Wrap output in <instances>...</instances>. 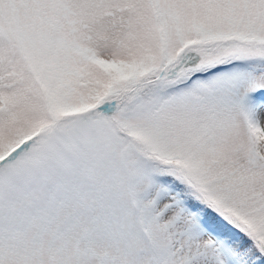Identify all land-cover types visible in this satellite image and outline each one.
<instances>
[{
	"label": "snow or ice",
	"instance_id": "6c2138e0",
	"mask_svg": "<svg viewBox=\"0 0 264 264\" xmlns=\"http://www.w3.org/2000/svg\"><path fill=\"white\" fill-rule=\"evenodd\" d=\"M0 264H264V0H0Z\"/></svg>",
	"mask_w": 264,
	"mask_h": 264
}]
</instances>
